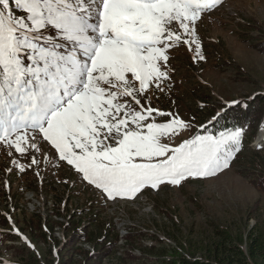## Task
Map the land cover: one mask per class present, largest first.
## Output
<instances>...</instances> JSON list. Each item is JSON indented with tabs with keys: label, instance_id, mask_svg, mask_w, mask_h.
I'll use <instances>...</instances> for the list:
<instances>
[{
	"label": "snow or ice",
	"instance_id": "1",
	"mask_svg": "<svg viewBox=\"0 0 264 264\" xmlns=\"http://www.w3.org/2000/svg\"><path fill=\"white\" fill-rule=\"evenodd\" d=\"M222 3L0 0V151L30 160H11L21 172L37 153L63 162L111 200L227 169L243 128L213 132L153 101L170 90L172 50L205 59L197 23Z\"/></svg>",
	"mask_w": 264,
	"mask_h": 264
},
{
	"label": "rangeland",
	"instance_id": "2",
	"mask_svg": "<svg viewBox=\"0 0 264 264\" xmlns=\"http://www.w3.org/2000/svg\"><path fill=\"white\" fill-rule=\"evenodd\" d=\"M197 32L205 59L194 61L187 45L172 50L170 90L153 101L207 126L225 101L264 92V0H223L198 21ZM261 108L227 169L147 188L135 199H107L63 162L40 153L39 165L21 172L11 160L25 166L30 160L0 151V264H63L71 255L63 244L75 230H85L87 239L72 251L73 264H83L80 245L88 241L115 244L103 264L210 259L221 251V232L248 256L250 239L264 235V102Z\"/></svg>",
	"mask_w": 264,
	"mask_h": 264
},
{
	"label": "trees",
	"instance_id": "3",
	"mask_svg": "<svg viewBox=\"0 0 264 264\" xmlns=\"http://www.w3.org/2000/svg\"><path fill=\"white\" fill-rule=\"evenodd\" d=\"M262 102H264V92H258L251 98L234 105H224L221 116L218 117L217 121L208 124L207 127L213 132L223 131L225 129H234L239 126L243 128H250L253 115L259 112L262 108ZM203 132V131H201ZM6 226V221L3 222ZM40 228V227H39ZM85 230H75L63 244V250L71 251L69 258L63 261V264H73L74 259L72 258V251H75V247L82 239H87ZM223 239L220 240L219 247L221 251L218 255H214L210 259H191V258H179L177 264H250L253 261L257 264H264V235L259 233L252 237L249 241L248 256L241 250V248L234 244L231 237L225 233H222ZM91 245H94V251L92 253H85L82 248L80 253L84 256L83 264H103V261L111 254V250L114 248V243L108 244H94L88 241ZM79 251V250H78ZM249 261V262H248ZM60 263V262H59Z\"/></svg>",
	"mask_w": 264,
	"mask_h": 264
},
{
	"label": "built area",
	"instance_id": "4",
	"mask_svg": "<svg viewBox=\"0 0 264 264\" xmlns=\"http://www.w3.org/2000/svg\"><path fill=\"white\" fill-rule=\"evenodd\" d=\"M80 247L86 251V252H89V253H92L94 251V248L93 246L89 245V244H85V245H80Z\"/></svg>",
	"mask_w": 264,
	"mask_h": 264
},
{
	"label": "bare ground",
	"instance_id": "5",
	"mask_svg": "<svg viewBox=\"0 0 264 264\" xmlns=\"http://www.w3.org/2000/svg\"><path fill=\"white\" fill-rule=\"evenodd\" d=\"M262 137L260 138V140H264V131L262 132V135H261ZM264 142V141H263Z\"/></svg>",
	"mask_w": 264,
	"mask_h": 264
}]
</instances>
